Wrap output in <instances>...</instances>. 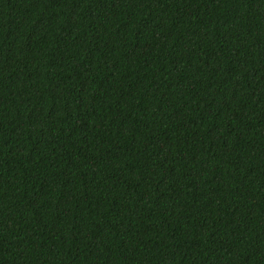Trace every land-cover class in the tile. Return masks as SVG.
<instances>
[{"label": "trees", "instance_id": "obj_1", "mask_svg": "<svg viewBox=\"0 0 264 264\" xmlns=\"http://www.w3.org/2000/svg\"><path fill=\"white\" fill-rule=\"evenodd\" d=\"M0 264H264V0H0Z\"/></svg>", "mask_w": 264, "mask_h": 264}]
</instances>
